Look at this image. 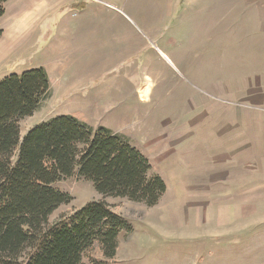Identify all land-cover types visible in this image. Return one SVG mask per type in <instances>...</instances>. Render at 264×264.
Instances as JSON below:
<instances>
[{"label":"rangeland","instance_id":"obj_1","mask_svg":"<svg viewBox=\"0 0 264 264\" xmlns=\"http://www.w3.org/2000/svg\"><path fill=\"white\" fill-rule=\"evenodd\" d=\"M3 7L0 78L42 66L51 86L20 119V136L59 114L104 125L166 183L148 206L101 194L83 176L62 177L52 186L71 198L50 223L103 200L132 226L105 264H264V0H8ZM102 30L110 54L31 49L39 41L107 40ZM15 39L20 56L11 53Z\"/></svg>","mask_w":264,"mask_h":264},{"label":"trees","instance_id":"obj_2","mask_svg":"<svg viewBox=\"0 0 264 264\" xmlns=\"http://www.w3.org/2000/svg\"><path fill=\"white\" fill-rule=\"evenodd\" d=\"M0 0V17L3 5ZM0 28V35L2 34ZM51 91L42 66L0 78V264H105L132 226L103 200H91L54 223L51 212L71 196L52 186L77 174L104 195L148 206L166 190L150 162L123 135L69 114L40 122L20 136L19 121ZM97 249L102 256L98 258Z\"/></svg>","mask_w":264,"mask_h":264},{"label":"crops","instance_id":"obj_3","mask_svg":"<svg viewBox=\"0 0 264 264\" xmlns=\"http://www.w3.org/2000/svg\"><path fill=\"white\" fill-rule=\"evenodd\" d=\"M66 21V20H65ZM65 21H63V22H65ZM45 25H49L48 23L47 24H45ZM92 30V29H91ZM91 30H89L88 29V31H87V33L89 32V34H93L92 33V31ZM99 31V30H98ZM106 30H102V34L103 35H105V37H102L103 39H107V40H103V41H98V40H95L94 39V41L93 42H91V41H89V42H85L84 44H78L77 43V45L78 46H76L75 44H74V46H70V45H67L66 44V42H65V45L66 46H61V45H59V44H57V43H52L51 41H49V44H48V42L47 41H39L38 42V44L36 45V43H35V45L31 48V49H38V50H44V49H46L47 48V50L49 49L50 51H56L57 49H60V50H64V51H72V52H78V51H84V50H87V51H92V52H95V54L96 53H99L100 51H102V53H109L110 51H111V47H112V40H109L108 39V36L106 35ZM28 38H29V40L30 41H35V40H31L32 39V37H29L28 36ZM46 38H44L43 40H45ZM28 43H29V41H27ZM21 42H20V40H18V39H15L14 41H13V44H12V46H11V53H13V54H16L17 56H20L21 55V53H23V51H22V49L24 48L23 46H21V44H20ZM76 43V42H75ZM128 44L130 43V41L129 42H127ZM127 48V46L126 47H124V49H126ZM157 48H159L157 45H156V49ZM160 49V48H159ZM158 50V49H157ZM161 50V49H160ZM163 52V51H162ZM110 54V53H109ZM166 56H167V54L166 53H164ZM95 56V55H94ZM168 57V56H167ZM166 58V57H165ZM169 58V57H168ZM25 70V69H24ZM98 70H99V67H98ZM147 85H149V83H147ZM147 85H145V88H146V86ZM147 88H148V86H147Z\"/></svg>","mask_w":264,"mask_h":264},{"label":"bare ground","instance_id":"obj_4","mask_svg":"<svg viewBox=\"0 0 264 264\" xmlns=\"http://www.w3.org/2000/svg\"><path fill=\"white\" fill-rule=\"evenodd\" d=\"M146 89H147V86H146ZM141 96L144 98L146 96V91L142 92Z\"/></svg>","mask_w":264,"mask_h":264}]
</instances>
